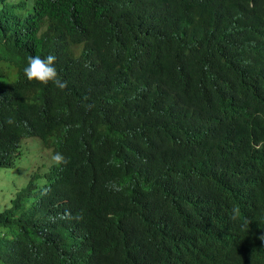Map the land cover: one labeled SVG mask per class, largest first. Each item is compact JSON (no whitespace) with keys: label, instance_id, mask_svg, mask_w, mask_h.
<instances>
[{"label":"trees","instance_id":"16d2710c","mask_svg":"<svg viewBox=\"0 0 264 264\" xmlns=\"http://www.w3.org/2000/svg\"><path fill=\"white\" fill-rule=\"evenodd\" d=\"M48 54L63 90L23 74L29 56ZM255 78L264 0H0V167L14 165L26 136L67 161L0 204L14 236L0 252L19 246L0 264H175L173 248L155 254L143 236L159 181L195 197L190 217L214 258L241 264L260 248L264 171L229 189L226 209L238 213L222 216L217 202L219 186L246 172L250 143L226 136L234 112L262 123L264 96L241 88ZM104 181L125 188L119 206L141 235L98 232L114 203Z\"/></svg>","mask_w":264,"mask_h":264},{"label":"clouds","instance_id":"9594fccd","mask_svg":"<svg viewBox=\"0 0 264 264\" xmlns=\"http://www.w3.org/2000/svg\"><path fill=\"white\" fill-rule=\"evenodd\" d=\"M55 62L56 57L52 54H48L43 58L39 55L29 56L27 65L23 69V74L29 81H36L44 85L52 83L63 90L67 87V81L62 80L59 76ZM241 88L244 92L264 96V80L259 82L258 78H255L254 82L245 84ZM226 130L228 131L226 136L231 143L241 144L249 142L250 148L246 160L241 165V167L246 169V172L219 186L217 204L219 206V214L222 216H228L232 212L234 214L238 213V209H226L229 189L244 188L248 180L252 179V175L257 174L258 170L264 171V115L262 116L261 125H255L252 121H245L241 112L236 110ZM52 157L56 164L67 163L66 158L60 153L55 155L52 153ZM159 183L161 189L156 199L159 213L155 217L153 224L145 226L143 231V236L148 241L149 249L155 254H159L169 248H173L176 258H178L175 264H222L223 258L219 260L214 258L213 240L197 231L192 222L190 206L195 201V197L183 196L176 192V184L167 186L161 181ZM102 187L110 192L114 203L106 209L105 214L102 216L104 223L97 226L98 232L101 235L108 236L119 231L120 235H128L130 238H133L135 234L141 235L138 229L133 228L132 210L127 214H123L119 206V201L125 188L110 186L105 181L102 183ZM16 191L14 195H16ZM194 195L200 199L196 192ZM68 216L70 214H66V218ZM109 223L112 224L113 228H116L115 231L110 230ZM13 237V234L6 227L0 226V238L10 241ZM257 240L260 248L244 250L242 258L239 259L241 264H264V218L261 220ZM45 249L53 248L47 245L37 255L42 256ZM18 251V243L14 242L10 251H1L0 255H3L1 258L9 257V255L16 254ZM41 258L43 260V256ZM158 264L167 263L161 262Z\"/></svg>","mask_w":264,"mask_h":264},{"label":"rangeland","instance_id":"374dc122","mask_svg":"<svg viewBox=\"0 0 264 264\" xmlns=\"http://www.w3.org/2000/svg\"><path fill=\"white\" fill-rule=\"evenodd\" d=\"M18 151L14 167H0V204L8 203L32 173L40 174L38 183L45 182L43 173L53 162L51 149L45 147L37 136L22 138Z\"/></svg>","mask_w":264,"mask_h":264}]
</instances>
